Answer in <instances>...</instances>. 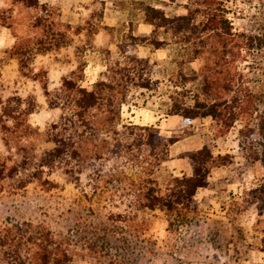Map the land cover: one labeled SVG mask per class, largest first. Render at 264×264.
Wrapping results in <instances>:
<instances>
[{
  "label": "trees",
  "instance_id": "obj_1",
  "mask_svg": "<svg viewBox=\"0 0 264 264\" xmlns=\"http://www.w3.org/2000/svg\"><path fill=\"white\" fill-rule=\"evenodd\" d=\"M226 1L187 0L186 12L171 16L140 2L151 32H125L117 43L120 57L108 59L102 75L87 88L81 84L83 53L95 34L107 29L102 24L104 1L91 0L80 23L73 25L60 19L53 0H15L30 13L32 31L8 50L17 59L18 73L30 74L40 55L72 48L75 57L66 59L58 79L42 69L25 78L31 85L15 82L0 95V134L6 148L0 158V191L29 201L33 187L38 197L70 194L71 199H46L37 217L1 222L0 264H71L79 254L91 264H138L150 252L144 234L156 218L164 219L170 232L199 222L196 192L207 186L211 168L227 160L205 145L187 153L190 175L172 174L161 185L156 174L169 160L175 137L162 135L155 125L122 119L132 88L159 86L153 76L158 61L130 55L141 45H175L182 56L178 78L196 82L193 103L175 99L169 114H180L187 122L209 116L225 130L251 115L255 126L246 136L257 134V139L250 142L248 155L264 164V72L258 78L262 88L254 91L239 65L253 47L264 48V32L235 31L225 14ZM76 37L80 41L74 45ZM196 60L202 61L198 72L188 74L185 67ZM42 100L50 114L40 130L32 116Z\"/></svg>",
  "mask_w": 264,
  "mask_h": 264
},
{
  "label": "rangeland",
  "instance_id": "obj_2",
  "mask_svg": "<svg viewBox=\"0 0 264 264\" xmlns=\"http://www.w3.org/2000/svg\"><path fill=\"white\" fill-rule=\"evenodd\" d=\"M138 1L149 3L151 0H105L103 23L108 26L97 39L95 37V41L83 53L85 67L84 77L81 81L82 85L91 88L93 82L99 79L105 70L108 59L115 60L120 57L117 43L121 40L122 32L127 29V22L132 20L137 23L141 18V13L137 8ZM14 2L15 0H0V95L14 87L15 82L23 86L26 84L31 85L30 80H27L28 83L25 84V78H30L42 69H48L49 75L58 79L61 71L66 69V59L73 60L75 57L72 48L67 52L63 50L61 53L40 55L37 56L34 65L31 64L30 74L18 73L19 64H17V59L10 58L11 56L8 52L10 49L5 50V46L13 38L12 33L9 32L10 30L3 28V25L15 26V29L12 30L18 36L17 41L20 40L21 42L25 41L28 35H32V31L28 27L31 18L30 13ZM54 3L57 10H60V19L64 23L77 25L80 23V15L84 13L86 6L90 5L91 0H54ZM182 3L183 0H176L175 4H171L168 7V12L181 11L177 7L180 6L179 8H182ZM224 8L225 14L232 22L235 31H244L248 34L260 36L264 32V0H229L224 3ZM79 41L78 37H76L74 45ZM107 50L110 51L109 56L107 55ZM66 53L68 54L67 56L65 55ZM135 54L148 56L151 60L158 59L154 66L153 76L159 80V86L156 90L132 88L122 109V119L124 121L133 122L137 120L138 118H132V116L136 115L141 110V107L147 108L143 109L145 112L151 113L149 110H154L162 115L169 113V109L175 99L179 102H185V104L193 103L196 82H183L178 78V61L182 56L177 52L175 45H170L167 49L156 52L149 45H141L135 52H131L130 55ZM201 64V60L188 63L185 71L188 74L197 73ZM239 65L245 73V78L248 80L250 88L254 91L260 90L262 88V80L258 81V78L262 79V73L264 72V48L253 47L247 54L246 60H241ZM49 114L42 100L39 110L32 116L33 125L42 130L43 124L49 120ZM142 116L144 114H140L138 117ZM207 120L210 121L209 119ZM207 120H202V118L194 119L186 129H176L173 137H183L190 131L199 132L204 134V136L201 135L203 141H207L213 151L220 150L230 153L224 156L228 161L224 162L226 166L218 167L212 173L215 178L212 183L217 191L215 197L223 201V205H228L225 202L229 201L228 196L233 193L237 184L245 188L259 185V188L262 189L263 193L257 194L258 197L256 198L246 195L242 202L239 200L240 208L242 205L244 206L240 223L244 227L243 234L246 240L244 242L237 241L235 245L237 244L238 249L248 254L249 261L235 262L234 246L230 247V253L229 249L227 250L230 255L220 254L221 251H225L224 242L218 235L220 231L210 228L212 226L217 227L219 222L212 220L213 216L202 212L201 216H199V222L188 227H182L175 232L167 230V224L164 219L156 218L144 234V237L148 239V243H145V248L150 250V252L140 256L138 264H264V254L258 250L262 243L264 227V165L261 161H252V157L248 155L249 144L257 139V134L255 136H246V130L255 126V118L251 117V115L243 116L229 130L219 128V125L214 121L210 128L208 122H204ZM144 121L148 122L151 120L145 119ZM5 152L6 148L0 134V158ZM175 170L176 168L171 160L163 163L156 174L161 185L167 182L170 175H175ZM34 190L36 189L31 187L28 195L29 201L22 196L13 194L8 196L7 190L3 193L0 191V224L8 218L23 220L37 217L40 215L38 207L44 205L47 201L46 199H49L52 203L56 202V200L59 203L67 200L69 202L71 199L70 194H58V196L53 195L52 197H45V194H42L38 197ZM207 203L208 200H205L202 205V209L205 212L210 209ZM256 220L259 221V226L258 229L253 231L254 227H256ZM228 231L230 230L228 229ZM209 240L218 245V249L213 248ZM139 243L137 242L136 244L140 245L141 243ZM71 264H91V262L82 254H79L74 257Z\"/></svg>",
  "mask_w": 264,
  "mask_h": 264
},
{
  "label": "crops",
  "instance_id": "obj_3",
  "mask_svg": "<svg viewBox=\"0 0 264 264\" xmlns=\"http://www.w3.org/2000/svg\"><path fill=\"white\" fill-rule=\"evenodd\" d=\"M103 1H104L103 6H104V14H105L106 2H105V0H103ZM175 1L176 0H151V1H149V4L156 6V7L163 8L165 10V13L168 16L185 13L186 8L184 5L187 3V0H183V3L181 4L182 8H179L180 6L177 7L181 11L177 10V12H174V13L168 12V7H170L171 4H175ZM53 2H54V0H53ZM140 2H144V1H138V3H137V8L141 13V18L138 20L137 23H134L132 20L127 22L128 23L127 29L122 32L121 37L123 36V34L125 32H129L130 29L133 31L134 34L150 33L151 32L152 26H151V24L147 23L144 20L143 12H142L140 5H139ZM24 10H26V9H24ZM59 12H60V10H59ZM85 12H86V8H85L84 13ZM83 14H81V15H83ZM60 15H61V12H60ZM81 15H80V17H81ZM103 20H104V17H103ZM103 20H102V24H104ZM3 26H4L3 28L10 30L9 32L12 33L13 38L5 46V50L11 49L15 45V43L17 42V39H18V36L12 30V29H15V26H13V25H12L13 27L10 25L9 26L3 25ZM106 26H108V25H105V27ZM110 26H113V25H110ZM100 34H102V31L95 34L96 39ZM167 48L168 47L156 48V49L153 48V50H154V52H156L158 50L167 49ZM156 60H158V59H156ZM96 81H94V82H96ZM94 82H93V84H94ZM140 109L141 110L138 111V113H136V115L132 116V118L133 117L138 118L137 120H134L133 123L140 124V125H155L159 128L160 133L162 135L168 136V137H170V136L173 137V134L175 133L176 129H186L187 126H190L192 120H194V119H201V118H202V120L209 119L210 121L207 120L204 122H206V123L208 122V124H209L208 126H210V128H211V125L213 122V119L209 116L193 118L190 122H187L183 118V116L180 114H169L168 113V114L160 115L157 112H155L154 110H149V111H151V113L143 111V109L144 110L147 109L146 107H141ZM156 113H157V115H156ZM140 114H144V116L138 117ZM145 119L151 120V121L145 122L144 121ZM204 126H206V125H204ZM201 135L204 136V134H202V133L190 131L189 133L185 134L183 137H177L176 136V138H175L176 141L169 148V157H170L169 161L171 160V162L173 163V166H175V168H176V170H175L176 172H174L175 175H182V174L190 175L192 173V166H191L190 159L187 156V153L199 150V149L203 148L205 145H209L207 143V141H203V138ZM227 154H230V153L229 152H222L220 150L213 151L214 156L221 155L224 157ZM256 161H261V160H256ZM226 162H228V161H226ZM225 163L213 166L211 168V171H210L209 176H208L207 186L199 188L196 192L195 196H196L197 200L199 201V205H200L199 216H201V213L204 212L206 214H209V216L210 215L213 216L211 218L212 220H216L217 222H219V225L217 227L212 226L210 228L220 231L218 235L223 240V242H224L223 245L225 247V251H221V253H220L221 255H230L229 254L231 252L230 247L234 246V250H233L234 255H235L234 261L235 262H237V261H243V262L249 261L248 254H246V253L242 252L240 249H238L237 244L235 245V243L237 241L244 242V240H246V237L243 234L244 227H243L242 223H240V221L242 219L241 213H243V207L244 206L242 205L240 208L239 200H241V202H242V200L245 199L246 195L251 196L252 198H256V197H258L257 194H262L263 191H262V189L259 188V185H257V187H249L248 186L245 188L244 186H241V185L239 186V184L236 183L237 184L236 189L233 190V193L228 196L229 201L225 202L228 205H223V201L218 200L215 197V195L217 194V191L214 188L213 183H212V180L215 179L212 176V173H213L214 169L221 167V166H226ZM205 200H208L207 206H208V208H210L209 210H207V212L203 211V209H202V205H203V202ZM258 215H259V213H258ZM208 219H210V218H208ZM258 224H259V221L256 220L255 221L256 227H254L253 231L258 229V226H259ZM228 229L230 231H228ZM263 241H264V227H263V235H262V239H261L262 243L258 249L260 251V253H262V254H264V242ZM209 243L213 248L218 249L219 246L216 245L212 240H209ZM247 247L250 249L249 246H247ZM228 249H229V253L227 252ZM249 249H248V251H249ZM215 256H217V255H215Z\"/></svg>",
  "mask_w": 264,
  "mask_h": 264
}]
</instances>
